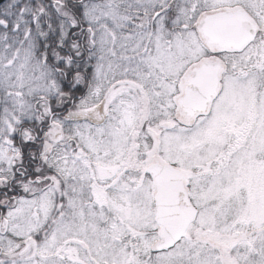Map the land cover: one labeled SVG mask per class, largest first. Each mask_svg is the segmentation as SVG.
<instances>
[{
  "label": "snow or ice",
  "instance_id": "obj_1",
  "mask_svg": "<svg viewBox=\"0 0 264 264\" xmlns=\"http://www.w3.org/2000/svg\"><path fill=\"white\" fill-rule=\"evenodd\" d=\"M0 264H264V0H0Z\"/></svg>",
  "mask_w": 264,
  "mask_h": 264
}]
</instances>
